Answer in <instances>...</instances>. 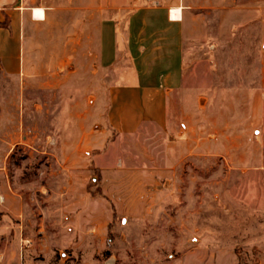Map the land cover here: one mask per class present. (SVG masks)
Masks as SVG:
<instances>
[{
    "label": "crops",
    "instance_id": "crops-1",
    "mask_svg": "<svg viewBox=\"0 0 264 264\" xmlns=\"http://www.w3.org/2000/svg\"><path fill=\"white\" fill-rule=\"evenodd\" d=\"M140 1L0 0V146L12 132L13 152L26 147L29 160L39 157L40 163L60 165L56 176L69 181L67 195L60 199L44 188L46 195L41 198L46 203L39 205L30 179L25 184L23 170L14 168L9 186L0 168L4 221L31 227L34 216H43L39 218L42 226L48 213L65 207L69 197L72 211L85 203L98 206L93 196L85 202L84 185L100 170L117 181L109 193L115 206L132 207L122 202L127 193L120 191L118 181L132 175L128 153L133 147L141 148L142 196L148 200L159 195L165 174L175 177L178 165L195 153V130L190 122L183 132L185 140L172 145L180 151L169 155L166 162L144 149L151 143L148 140L162 144L165 131H178L169 123V109L183 90L185 12L174 0L170 6L162 5V0H143V7L129 11ZM260 2L239 0V5L254 9ZM260 15L264 19V11ZM90 66L96 68L92 83L101 82L102 72L107 76V89L91 90V95L78 92L77 86L69 91L84 82V70ZM261 68V79L257 73L251 86L241 89V104L245 105L236 110L234 120L222 110L219 120L213 121L212 109H204L208 117L204 119V155L210 161L223 158L229 162L230 148H235V161L230 162L242 178L253 179L255 169L264 163V61ZM55 99L62 101L58 109L52 108ZM54 116L58 121H53ZM38 148H44L43 155L38 156ZM3 163L4 156H0V167ZM140 207L153 206L143 201ZM59 215H51L50 220Z\"/></svg>",
    "mask_w": 264,
    "mask_h": 264
},
{
    "label": "rangeland",
    "instance_id": "rangeland-1",
    "mask_svg": "<svg viewBox=\"0 0 264 264\" xmlns=\"http://www.w3.org/2000/svg\"><path fill=\"white\" fill-rule=\"evenodd\" d=\"M170 1L162 0V5L170 6ZM174 1L185 12L183 90L169 109V123L178 131H165L162 144L150 139L143 148L151 157L166 162L169 155L180 151L172 145L185 140L183 132L190 122L195 130V153L178 165L175 177L165 174L163 184L167 186L158 187L159 195L148 200L142 196L141 148L133 147L128 153L132 175L118 181L120 191L127 193L122 202L132 207L115 206L109 193L117 181L100 170L84 185L85 202L93 196L98 206L85 203L82 209L72 211L69 197L65 207L48 213L42 226L39 218L43 216H34L31 227L4 221L5 213L0 212V264H264V163L255 169L253 179L242 178L230 162L235 161V148H230L229 162L223 158L210 161L202 148L207 138L204 109H212L213 121L219 120L222 110L234 120L236 110L245 105L241 104V89L251 86L257 73L261 79L264 19L260 13L264 0L254 9L243 8L239 0ZM140 7L143 0L129 11ZM84 71V82L69 91L77 86L78 92L91 95V90L107 89L106 74L101 72L98 84L90 78L95 67ZM51 102L52 108L58 109L62 101ZM12 103L10 93V111ZM38 122L44 124V117ZM11 134L0 146V156H4L0 168L5 170L9 186L14 168H19L25 172V184L30 179L39 205L46 203L41 198L44 188L54 199L65 197L69 181L56 176L60 165L40 163L39 157L29 160L26 147L13 152ZM131 144L134 146H128ZM118 147L116 143L117 154ZM38 151L41 156L44 148ZM143 201L153 207H140ZM55 213L59 217L50 220Z\"/></svg>",
    "mask_w": 264,
    "mask_h": 264
},
{
    "label": "trees",
    "instance_id": "trees-1",
    "mask_svg": "<svg viewBox=\"0 0 264 264\" xmlns=\"http://www.w3.org/2000/svg\"><path fill=\"white\" fill-rule=\"evenodd\" d=\"M6 25V24H5Z\"/></svg>",
    "mask_w": 264,
    "mask_h": 264
}]
</instances>
